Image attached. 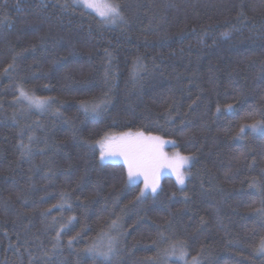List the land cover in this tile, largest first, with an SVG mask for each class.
<instances>
[{
    "label": "trees",
    "instance_id": "trees-1",
    "mask_svg": "<svg viewBox=\"0 0 264 264\" xmlns=\"http://www.w3.org/2000/svg\"><path fill=\"white\" fill-rule=\"evenodd\" d=\"M110 1L0 0V264H264V0ZM138 132L192 157L183 185L101 161Z\"/></svg>",
    "mask_w": 264,
    "mask_h": 264
},
{
    "label": "snow or ice",
    "instance_id": "snow-or-ice-1",
    "mask_svg": "<svg viewBox=\"0 0 264 264\" xmlns=\"http://www.w3.org/2000/svg\"><path fill=\"white\" fill-rule=\"evenodd\" d=\"M77 2L84 8L93 10L104 23L114 24L118 20H123L119 5L110 2V0H77ZM20 97L27 101L30 106L37 108H42L47 103L45 98L30 95L23 89H20ZM260 127H264V122L243 125L240 132L244 133L246 129L255 131ZM166 144L175 145V142L164 140L160 136L145 135L143 132L135 134L124 133L118 138H112L100 143V159L104 161L106 158L112 156L122 157L124 165L127 167L129 182H133L137 177H143L144 188L140 192V195L143 196L146 190L150 189L153 193L157 191L160 176L165 169L171 170L178 184L183 185L185 183L184 169L189 166L192 157L181 155L179 152L169 157L163 151ZM113 223L115 225V222ZM114 247L115 240L114 238H110L107 244H94L89 246L86 251L94 257L107 259L114 253ZM176 250L177 246L173 245V254ZM179 250L180 257H184L186 252L183 251L182 245ZM260 251L264 252V241L261 242ZM193 264H196L195 257L193 258Z\"/></svg>",
    "mask_w": 264,
    "mask_h": 264
},
{
    "label": "rangeland",
    "instance_id": "rangeland-1",
    "mask_svg": "<svg viewBox=\"0 0 264 264\" xmlns=\"http://www.w3.org/2000/svg\"><path fill=\"white\" fill-rule=\"evenodd\" d=\"M75 2L76 3H78L77 2V0H75ZM111 2V1H110ZM79 4V3H78ZM80 5V4H79ZM82 6V5H81ZM83 7V6H82ZM84 8V7H83ZM86 9V8H85ZM87 10H89V11H91V12H93L94 14H96L93 10H91V9H87ZM98 16V15H97ZM99 17V16H98ZM118 137H120V136H115V135H111V136H106L103 140V142H106V141H108V140H111L112 138H118ZM175 153H173V154H171V155H168L169 157H172L173 155H174ZM185 170V169H184ZM170 172H171V170H170ZM185 172V175H186V171H184ZM172 177H173V179L175 178V180H176V177H175V175H173L172 174ZM159 189H160V183H159ZM150 190V189H149ZM147 191V190H146Z\"/></svg>",
    "mask_w": 264,
    "mask_h": 264
}]
</instances>
